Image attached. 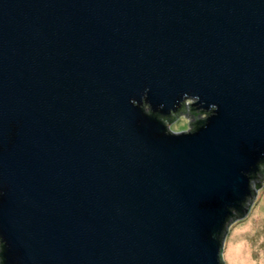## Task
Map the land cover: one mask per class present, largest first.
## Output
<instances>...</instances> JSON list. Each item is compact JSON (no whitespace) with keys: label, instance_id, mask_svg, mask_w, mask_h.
<instances>
[{"label":"water","instance_id":"95a60500","mask_svg":"<svg viewBox=\"0 0 264 264\" xmlns=\"http://www.w3.org/2000/svg\"><path fill=\"white\" fill-rule=\"evenodd\" d=\"M191 90L169 137L130 105ZM264 150V0H0L8 264H214L210 233Z\"/></svg>","mask_w":264,"mask_h":264},{"label":"clouds","instance_id":"9594fccd","mask_svg":"<svg viewBox=\"0 0 264 264\" xmlns=\"http://www.w3.org/2000/svg\"><path fill=\"white\" fill-rule=\"evenodd\" d=\"M149 88L130 105L149 118H155L165 136H191L207 129L218 115L219 105L209 104L191 90L180 93L169 106L165 101L153 106ZM253 163L242 162L231 185L233 199L221 202L218 219L210 233L214 243V264H264V150H256ZM5 192L0 190V198ZM10 247L0 234V264H8Z\"/></svg>","mask_w":264,"mask_h":264}]
</instances>
